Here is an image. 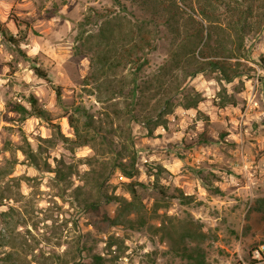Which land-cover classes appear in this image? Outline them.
Wrapping results in <instances>:
<instances>
[{
  "label": "rangeland",
  "instance_id": "rangeland-1",
  "mask_svg": "<svg viewBox=\"0 0 264 264\" xmlns=\"http://www.w3.org/2000/svg\"><path fill=\"white\" fill-rule=\"evenodd\" d=\"M0 23L23 37L0 33V264L249 262L264 0H0Z\"/></svg>",
  "mask_w": 264,
  "mask_h": 264
},
{
  "label": "trees",
  "instance_id": "trees-1",
  "mask_svg": "<svg viewBox=\"0 0 264 264\" xmlns=\"http://www.w3.org/2000/svg\"><path fill=\"white\" fill-rule=\"evenodd\" d=\"M15 25L18 26L17 23H15ZM0 33L5 36V38L7 39L8 42H10L11 44H14L16 46H18L19 43L23 40V37L17 38L15 35H13L11 33L10 34L9 33L6 34V32L4 31V29L1 27V23H0ZM197 34H198L199 42L202 41V39L204 38L203 30H200L199 29L197 31ZM147 46H150V45L148 44ZM200 56L203 57V58L204 57H207L206 56V53L204 52V48L203 47L200 49ZM206 62H207L206 63L207 66H209V67H211L213 69H216V70H220V71L225 72L224 71V68H223V65H222L221 62L216 61V60H210V61L208 60ZM204 69H205L204 66L199 65V66L195 67V69L192 71L191 74H196V73L202 72ZM33 70H34V72L38 76L42 77L47 82H51V80H50L47 72L44 71L42 68H40L38 66H33ZM236 75H237V73L234 74V76H236ZM225 79H226V81H230L232 79V75H227L226 74L225 75ZM54 91L56 93V97L59 98L60 97V94H61L60 86H55L54 87ZM35 104H36V101L35 100H32V105H34V107H35ZM19 109H21V110L24 111L23 107H21V106L19 107ZM35 110L37 111V114H41L40 113L41 111H39V109L36 108ZM68 119L71 120V117L68 116ZM119 167L123 170V172H125L126 174H128V176H132V173H129V172H126L125 171L124 165L122 163L119 165ZM255 245H253V247Z\"/></svg>",
  "mask_w": 264,
  "mask_h": 264
},
{
  "label": "crops",
  "instance_id": "crops-1",
  "mask_svg": "<svg viewBox=\"0 0 264 264\" xmlns=\"http://www.w3.org/2000/svg\"><path fill=\"white\" fill-rule=\"evenodd\" d=\"M256 82L255 79L252 80L251 78L246 80L245 85L248 86L246 90L243 91L242 96L246 99L245 114L247 117H250L253 125L257 124L256 129H258L260 133V137H258L257 140L262 141L264 140V138H262L264 130L261 129L264 127V91L258 88Z\"/></svg>",
  "mask_w": 264,
  "mask_h": 264
},
{
  "label": "built area",
  "instance_id": "built-area-1",
  "mask_svg": "<svg viewBox=\"0 0 264 264\" xmlns=\"http://www.w3.org/2000/svg\"><path fill=\"white\" fill-rule=\"evenodd\" d=\"M247 264H264V242L258 243L250 249Z\"/></svg>",
  "mask_w": 264,
  "mask_h": 264
}]
</instances>
